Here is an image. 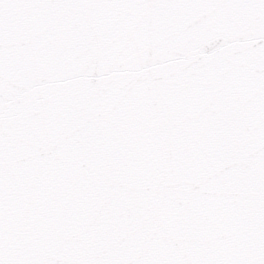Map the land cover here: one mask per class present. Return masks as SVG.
I'll use <instances>...</instances> for the list:
<instances>
[{
    "label": "snow or ice",
    "instance_id": "1",
    "mask_svg": "<svg viewBox=\"0 0 264 264\" xmlns=\"http://www.w3.org/2000/svg\"><path fill=\"white\" fill-rule=\"evenodd\" d=\"M0 264H264V0H0Z\"/></svg>",
    "mask_w": 264,
    "mask_h": 264
}]
</instances>
